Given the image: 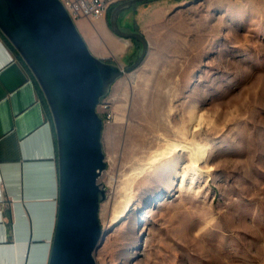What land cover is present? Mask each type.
I'll use <instances>...</instances> for the list:
<instances>
[{
	"label": "rangeland",
	"instance_id": "obj_1",
	"mask_svg": "<svg viewBox=\"0 0 264 264\" xmlns=\"http://www.w3.org/2000/svg\"><path fill=\"white\" fill-rule=\"evenodd\" d=\"M178 2L168 29L150 32L143 63L112 85L108 108L98 107L108 167L96 262L125 264L129 249L131 264H264V0ZM134 7L121 14L124 30L132 31ZM76 23L106 61L127 66L142 53V43L114 34L109 14ZM175 142H194L199 160L188 148L147 167L129 213L113 224L133 168Z\"/></svg>",
	"mask_w": 264,
	"mask_h": 264
},
{
	"label": "water",
	"instance_id": "obj_2",
	"mask_svg": "<svg viewBox=\"0 0 264 264\" xmlns=\"http://www.w3.org/2000/svg\"><path fill=\"white\" fill-rule=\"evenodd\" d=\"M147 1L123 0L109 11L114 34L143 45L138 60L124 66L92 53L61 0H0V32L42 91L55 131L59 203L48 264H98L96 249L105 235L100 209L107 199L99 179L108 167L98 107L149 54L143 32L119 26L123 11Z\"/></svg>",
	"mask_w": 264,
	"mask_h": 264
},
{
	"label": "crops",
	"instance_id": "obj_3",
	"mask_svg": "<svg viewBox=\"0 0 264 264\" xmlns=\"http://www.w3.org/2000/svg\"><path fill=\"white\" fill-rule=\"evenodd\" d=\"M180 5L137 4L128 30L151 39L150 32L168 29ZM79 20L83 27L90 23ZM16 55L0 32V264H48L59 203L56 137L37 84Z\"/></svg>",
	"mask_w": 264,
	"mask_h": 264
},
{
	"label": "bare ground",
	"instance_id": "obj_4",
	"mask_svg": "<svg viewBox=\"0 0 264 264\" xmlns=\"http://www.w3.org/2000/svg\"><path fill=\"white\" fill-rule=\"evenodd\" d=\"M190 148L192 157L194 158V161L197 162L199 160V147H197V145L194 142H191V144H183V143H172L170 144V146H168L167 148H162V149H158L155 150L153 154H151L150 159L148 162L143 163L142 165H138L135 168H133L132 172L130 173L127 182H125L126 184L123 186L124 190L121 194H118L120 197H118L119 199L115 202L114 205V216L112 218V223L113 224H117L120 223V221H123L124 218L127 216V214L129 213V208L131 207V205L134 202V196H132L133 194V185H134V181L135 178L140 176L141 174H143L146 171L147 167H151L153 166V164H155L157 161H159L161 158L167 156V154L172 153L174 151H178V150H185ZM156 196H154L153 198H155ZM137 217H134L133 220H131L130 222V229L129 232L130 233H136L137 230ZM141 241V235L138 234V236L135 237H131L130 238V243L129 245L132 246H137L140 244ZM133 255V252H131L129 249H123L120 253V256L125 258L126 260H124L125 264H131L129 260H131V257ZM134 255H137V253L135 252Z\"/></svg>",
	"mask_w": 264,
	"mask_h": 264
},
{
	"label": "built area",
	"instance_id": "obj_5",
	"mask_svg": "<svg viewBox=\"0 0 264 264\" xmlns=\"http://www.w3.org/2000/svg\"><path fill=\"white\" fill-rule=\"evenodd\" d=\"M123 0H61L69 11L74 20L88 18L97 20L106 17L113 7ZM103 103V104H102ZM100 105L108 108V102L101 101ZM112 113L107 114L108 121L111 119Z\"/></svg>",
	"mask_w": 264,
	"mask_h": 264
},
{
	"label": "trees",
	"instance_id": "obj_6",
	"mask_svg": "<svg viewBox=\"0 0 264 264\" xmlns=\"http://www.w3.org/2000/svg\"><path fill=\"white\" fill-rule=\"evenodd\" d=\"M4 37V36H3ZM5 41L8 43V40L7 39H5ZM9 45L13 48V50L16 52V50L14 49V47L9 43ZM17 53V52H16ZM16 56H18V53H17V55ZM19 58H20V56H18ZM25 64V63H24ZM37 84V83H36ZM37 88H38V95L40 96V98H41V100H42V102L44 103V107L46 108V112H47V116H48V119H51V114H50V111H49V109H48V107H47V104H46V101H45V99H44V96H43V94H42V91L40 90V88L38 87V84H37Z\"/></svg>",
	"mask_w": 264,
	"mask_h": 264
}]
</instances>
